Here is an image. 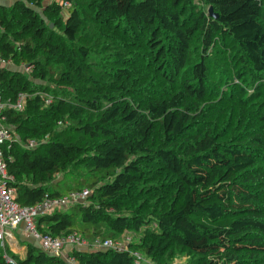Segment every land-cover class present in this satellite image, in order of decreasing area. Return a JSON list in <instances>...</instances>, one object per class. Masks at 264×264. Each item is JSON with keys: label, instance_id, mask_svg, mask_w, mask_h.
Listing matches in <instances>:
<instances>
[{"label": "trees", "instance_id": "obj_1", "mask_svg": "<svg viewBox=\"0 0 264 264\" xmlns=\"http://www.w3.org/2000/svg\"><path fill=\"white\" fill-rule=\"evenodd\" d=\"M3 1L0 59L14 68L0 67L1 93L5 100L29 95L23 111L5 113L20 140L4 147L15 201L35 206L46 194L92 191L86 204L39 217L40 233L139 237L126 250L75 249L79 264H134L133 253L156 264L179 253L188 256L184 264H264V112L258 128L222 142L210 126L198 127L203 113L187 102L207 96L211 56L229 45L244 82L238 101L261 94L264 0H61L67 9L46 0ZM86 29L103 39L107 30L143 40L146 62L179 89L138 99L129 84L140 53L118 50L104 66L83 42ZM251 83L259 84L246 98ZM45 94L52 97L47 106ZM31 138L46 141L25 149L20 142ZM70 170L81 176L60 189L54 178ZM5 255L13 264H68L34 244L24 257L0 245V264H10Z\"/></svg>", "mask_w": 264, "mask_h": 264}, {"label": "rangeland", "instance_id": "obj_2", "mask_svg": "<svg viewBox=\"0 0 264 264\" xmlns=\"http://www.w3.org/2000/svg\"><path fill=\"white\" fill-rule=\"evenodd\" d=\"M5 4L10 5L13 0L3 1ZM207 9V7H205ZM39 12L43 15V11L40 9ZM62 15L67 17V10H63ZM48 21L47 18H45ZM53 25L54 28V24ZM89 32L84 35L83 42L88 43L92 50H98L100 55L98 60L107 66L110 63V55L117 52H125L127 55L135 50L134 52H139L136 59L138 60L137 65L132 66V82L129 86L137 94L135 97L138 99L143 98L142 95L146 97H163L166 94L179 89L178 87L170 84H166L159 78L158 74L155 72L154 67L149 65V62L144 59L146 52L138 44L143 46V40L141 39H119V36L115 35L114 32H109L104 30V39L99 34L91 33L92 30L86 29L85 32ZM85 34V33H84ZM109 34V35H108ZM86 36V37H85ZM100 43H96L97 41ZM135 42V43H133ZM134 44V45H133ZM137 54V53H135ZM126 55V56H127ZM131 56V55H130ZM197 55H193L195 58ZM104 57V59H103ZM194 59H191L193 61ZM136 64V63H135ZM212 73L210 76V91L208 90L207 96L200 101L194 99H188V104H191L194 108H197L198 112L203 113L200 118L199 128L203 126H210L213 130L220 135L222 142L238 138L240 135H247L252 130H255L259 126L260 116L264 112V75H262V90L261 94L257 95V98L250 103L247 102L246 105H242L239 101L238 86H244V82H240L236 78V72L239 70L240 64L237 60V53L231 47L227 46L221 56L217 57L211 56ZM21 68V67H20ZM23 68V67H22ZM21 68V69H22ZM24 70V68L22 69ZM26 75H30L31 72L23 71ZM220 82V83H217ZM259 83H251L245 86L247 97L253 95L255 91V86ZM141 94V96H140ZM188 136H192L189 134ZM238 136V137H237ZM72 171L68 173H61L56 175L53 182L58 185L60 189H65L69 186L76 176H81L79 173H75L72 176H68ZM68 174V175H67ZM77 174V175H76ZM78 204L74 203L69 206L66 210H73ZM139 239V237L133 233V231L123 232L116 240H112L114 243L119 244L123 248L127 247L128 240ZM103 240V239H102ZM19 246H24L26 241L19 240ZM15 255H20V252H12ZM188 261V256L184 253H179L175 255L169 264H184ZM134 264H156L152 259L142 256L140 260Z\"/></svg>", "mask_w": 264, "mask_h": 264}, {"label": "built area", "instance_id": "obj_3", "mask_svg": "<svg viewBox=\"0 0 264 264\" xmlns=\"http://www.w3.org/2000/svg\"><path fill=\"white\" fill-rule=\"evenodd\" d=\"M46 3L56 2L67 9L70 7L68 1L62 2L61 0H46ZM2 63L8 64L11 61L1 60ZM26 72H31L30 67L24 66ZM45 105L52 102V97L45 94ZM29 95L24 92H19L14 100H5L1 93L0 82V243L4 247V242L8 238H12L14 232L22 230L28 237L37 242L44 252L60 257L68 264H79L77 259L72 255L75 249L80 250H99V249H115L126 250L119 244L114 243L112 240H102L96 238L89 241L78 232H72L65 235L54 236L52 234H42L38 230V218L45 215H50L55 212L65 211L71 204H86L88 197L92 191L83 189L80 191H70L62 196H52L46 194L44 199L35 206H21L15 201L16 190L11 185L15 178L10 175L7 167V159L4 153V147L10 148L13 143L19 140L17 134L7 124L8 117L6 111L14 110L21 112L24 110ZM45 139L31 138L25 142H20L25 149H35L39 147ZM137 260L142 256L139 253H133ZM8 263L13 264L14 261L5 255Z\"/></svg>", "mask_w": 264, "mask_h": 264}, {"label": "crops", "instance_id": "obj_4", "mask_svg": "<svg viewBox=\"0 0 264 264\" xmlns=\"http://www.w3.org/2000/svg\"><path fill=\"white\" fill-rule=\"evenodd\" d=\"M0 67H7L9 69H13L14 68V64L11 62V63H8V64H5V63H2L0 61ZM23 67V65H22ZM21 67V68H22ZM21 68H19V70H21L22 72L24 70H22ZM24 73V72H23ZM19 240L20 241H26V244L24 246H19ZM27 244H34L35 246H38L37 242H35L32 238L28 237L27 235H25L22 230H17L16 232H14V235L12 238H8L5 242H4V247L2 248H6L8 249L10 252H20V257H24L25 253H26V248H27ZM1 245V243H0Z\"/></svg>", "mask_w": 264, "mask_h": 264}, {"label": "water", "instance_id": "obj_5", "mask_svg": "<svg viewBox=\"0 0 264 264\" xmlns=\"http://www.w3.org/2000/svg\"><path fill=\"white\" fill-rule=\"evenodd\" d=\"M208 15L210 17H213V18H216V19L219 17L218 14L214 12L213 7H210L209 8ZM51 27H53V25H51Z\"/></svg>", "mask_w": 264, "mask_h": 264}]
</instances>
